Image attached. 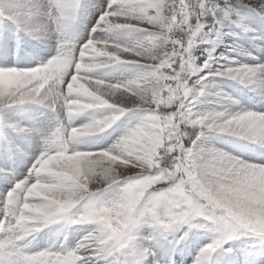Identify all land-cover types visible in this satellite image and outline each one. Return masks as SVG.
<instances>
[{"label": "clouds", "instance_id": "clouds-1", "mask_svg": "<svg viewBox=\"0 0 264 264\" xmlns=\"http://www.w3.org/2000/svg\"><path fill=\"white\" fill-rule=\"evenodd\" d=\"M0 264H264V0H0Z\"/></svg>", "mask_w": 264, "mask_h": 264}]
</instances>
